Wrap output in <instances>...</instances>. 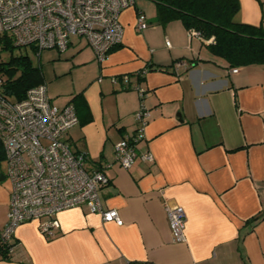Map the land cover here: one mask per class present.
<instances>
[{
	"label": "crops",
	"instance_id": "0c3cea01",
	"mask_svg": "<svg viewBox=\"0 0 264 264\" xmlns=\"http://www.w3.org/2000/svg\"><path fill=\"white\" fill-rule=\"evenodd\" d=\"M154 4L134 0L123 11L122 44L103 63L81 37L49 57L57 61L49 78L39 62L53 105L84 100L64 138L88 170L105 172L102 207L117 209L123 224L86 207L58 213L53 236L29 221L0 264H264V64L230 67L180 20L157 22ZM240 4L236 21L264 27V0ZM139 13L146 29L136 27ZM142 107L148 123L137 152L154 160L138 156L126 169L115 146L135 134ZM9 200L4 159L0 227ZM166 205L184 208L186 242L174 241Z\"/></svg>",
	"mask_w": 264,
	"mask_h": 264
},
{
	"label": "built area",
	"instance_id": "2783aa9c",
	"mask_svg": "<svg viewBox=\"0 0 264 264\" xmlns=\"http://www.w3.org/2000/svg\"><path fill=\"white\" fill-rule=\"evenodd\" d=\"M133 5L134 0H0V33L11 35L16 45L29 47L38 55L50 48L65 51L72 37H84L103 63L122 44L121 16ZM148 26L146 16L139 13L136 27L143 30ZM190 33L199 36L193 30ZM123 80L128 82V76ZM2 82L0 78V85ZM137 89L144 97L145 90ZM147 116L145 108L139 109L135 134L125 136L115 146L116 159L126 169L138 156L154 160L150 152H137ZM78 123L75 106L53 105L45 83L30 88L21 101H10L0 94V142L10 183L7 222L0 227V251H14L16 231L29 221H38L41 232L53 236L59 227L58 213L71 208L86 207L107 222L123 224L117 209L102 207L99 190L109 181L105 172L88 170L84 155L74 153L64 138ZM166 214L174 241L186 242L184 208L166 205Z\"/></svg>",
	"mask_w": 264,
	"mask_h": 264
},
{
	"label": "trees",
	"instance_id": "16d2710c",
	"mask_svg": "<svg viewBox=\"0 0 264 264\" xmlns=\"http://www.w3.org/2000/svg\"><path fill=\"white\" fill-rule=\"evenodd\" d=\"M152 1L157 6V22L180 20L186 29L198 32L202 40L211 39L210 52L230 67L264 64V27L235 20L240 0ZM22 48L11 35L0 33V55L10 54L8 60L0 62V94L10 101H21L30 88L45 83L41 66L34 64ZM72 102L81 116L80 104H85L84 100L77 95ZM4 159L5 149L0 142V162Z\"/></svg>",
	"mask_w": 264,
	"mask_h": 264
},
{
	"label": "rangeland",
	"instance_id": "374dc122",
	"mask_svg": "<svg viewBox=\"0 0 264 264\" xmlns=\"http://www.w3.org/2000/svg\"><path fill=\"white\" fill-rule=\"evenodd\" d=\"M145 3H147V5L149 4V7H154L155 8V4L153 1L151 0H144ZM146 12L148 15H150L149 13H151L150 11H148V6L146 7ZM82 40H86L84 37H81ZM78 39V37H72V40ZM27 51L29 56L31 57L32 61L34 64L38 65L40 60L42 62V64L44 65V68L46 70V78H49L50 76V70L52 71V67L57 63V61L50 59L51 56H53L55 53H59L58 49L55 48H50V49H45L42 52V56L38 55L37 53L33 52L29 47H23L22 48V52ZM10 54L8 52H3L0 55V62L1 61H6L9 59ZM50 57V58H49ZM49 58V59H48ZM50 84V83H49ZM52 87V86H51Z\"/></svg>",
	"mask_w": 264,
	"mask_h": 264
},
{
	"label": "water",
	"instance_id": "95a60500",
	"mask_svg": "<svg viewBox=\"0 0 264 264\" xmlns=\"http://www.w3.org/2000/svg\"><path fill=\"white\" fill-rule=\"evenodd\" d=\"M3 178H5V177H3Z\"/></svg>",
	"mask_w": 264,
	"mask_h": 264
}]
</instances>
